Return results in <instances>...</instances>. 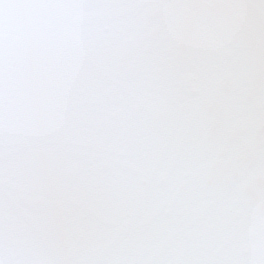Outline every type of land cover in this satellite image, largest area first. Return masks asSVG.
I'll list each match as a JSON object with an SVG mask.
<instances>
[{
    "label": "snow or ice",
    "instance_id": "obj_1",
    "mask_svg": "<svg viewBox=\"0 0 264 264\" xmlns=\"http://www.w3.org/2000/svg\"><path fill=\"white\" fill-rule=\"evenodd\" d=\"M0 264H264V0H0Z\"/></svg>",
    "mask_w": 264,
    "mask_h": 264
}]
</instances>
